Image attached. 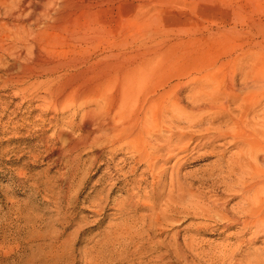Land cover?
<instances>
[{
    "label": "rangeland",
    "instance_id": "374dc122",
    "mask_svg": "<svg viewBox=\"0 0 264 264\" xmlns=\"http://www.w3.org/2000/svg\"><path fill=\"white\" fill-rule=\"evenodd\" d=\"M41 3L0 0V264H240L264 256V235L228 229L209 212L219 202L215 210L235 215L243 203L230 190L239 177L226 167L239 152L234 144L191 143L182 152L176 142L166 146L170 132L152 141L137 126L106 137V125H81L93 103L43 98L71 75L126 68L155 51L149 96L171 86L191 107L200 86L242 90L250 61L264 57V0H53L33 13ZM74 38L73 52L60 49ZM35 40L50 44L43 60L75 59L77 67L30 79ZM257 106L264 115V101ZM232 252L234 260L224 259Z\"/></svg>",
    "mask_w": 264,
    "mask_h": 264
},
{
    "label": "bare ground",
    "instance_id": "6f19581e",
    "mask_svg": "<svg viewBox=\"0 0 264 264\" xmlns=\"http://www.w3.org/2000/svg\"><path fill=\"white\" fill-rule=\"evenodd\" d=\"M41 2L31 6L33 13L44 12L42 8L50 5L53 0H41ZM3 9L9 16H15L13 9L8 7ZM20 15L21 13L17 17ZM32 42L31 49L36 54L37 61L35 68L30 69L28 75L30 79L46 77L48 79L61 71H66L67 67L73 66L74 69L77 67L75 59L72 62L71 59L70 62L43 60L42 51L47 42L44 45L39 40ZM75 48H77V38L68 41L60 49L73 52ZM155 53L156 51L153 55L141 53L130 61L126 68L125 66L113 67L109 64L105 67L106 69L100 70L101 73L92 75L89 69L71 76L66 72L67 74L64 75L69 74V77H65L66 81L63 85L46 87L44 101L53 104L52 106L61 107L76 104L86 107L82 105L84 102L93 103L94 108L85 110L81 125L87 128L95 124L106 125L109 130L106 137L111 134L115 137L128 135V127L137 126L136 128L141 127L140 134L150 137L152 141L160 140L163 132H170L171 135L164 137L166 146L176 142L180 145L177 150L180 149L182 152L189 151L191 143H196V147H211L213 150L216 149L214 143L219 140L234 144L239 152L237 156L235 155V161L230 163L232 160H229L226 167L230 174L239 177L238 181L230 186L232 187L230 190L235 192L234 196L240 195L243 203L238 206L235 215H231L225 207L222 210H215L220 207L219 202L215 205L212 203L213 206H210L209 212L226 223L228 229L239 225L243 231L255 228L257 232L255 239L259 235H264V115L256 113L257 104L264 101V57L259 56L250 61L251 74L245 75L242 90L228 87L220 94L219 90H212L209 85L200 86L194 94L192 106L185 107L171 86L151 96L146 92V86L157 71ZM232 106H236L239 110L235 111ZM135 109H139L140 112L132 115ZM88 135L87 133L82 140L78 141L77 145L74 143L77 149L87 145ZM148 144L153 149H158L149 141ZM151 156V153L141 155L148 162ZM214 166L215 169L222 170V160L219 159ZM235 255L236 252H232L230 255H225L224 259L234 260ZM240 264H264V256H253L248 258L247 262Z\"/></svg>",
    "mask_w": 264,
    "mask_h": 264
}]
</instances>
